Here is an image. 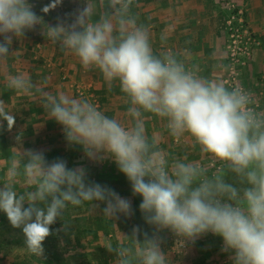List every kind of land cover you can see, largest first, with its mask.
I'll return each instance as SVG.
<instances>
[{"label":"clouds","instance_id":"obj_1","mask_svg":"<svg viewBox=\"0 0 264 264\" xmlns=\"http://www.w3.org/2000/svg\"><path fill=\"white\" fill-rule=\"evenodd\" d=\"M132 4L110 0V13L94 20L90 0H85L70 16L49 24L30 0H0V60L16 52L14 41L39 27L85 69H97L106 81L119 82L129 101L130 125L87 99L45 91L25 74L9 75L8 87L18 95H39L47 118L61 126L67 143L80 146L90 160L112 159L133 195L141 198L140 212L154 231L134 226L130 244L108 249L116 254L115 264H167L160 236L164 231L182 245L212 234L222 239V251L232 264H264V113L250 107L252 98L242 88L202 78L173 54H154L149 29L131 14ZM146 113L166 120L177 139L192 137L226 172L208 176L193 163H169L146 136ZM0 122L7 123L8 131L16 125L3 100ZM16 139L20 142L21 137ZM20 160L18 167L13 159L5 173L0 212L22 230L27 250L35 256L43 257L51 226L69 204L87 202L98 208L102 203L103 214L111 219L134 215L130 200L89 181L84 168H69L63 159L48 161L35 149L23 150ZM229 174L236 183L228 182ZM21 179L31 191L18 194L15 184Z\"/></svg>","mask_w":264,"mask_h":264},{"label":"rangeland","instance_id":"obj_2","mask_svg":"<svg viewBox=\"0 0 264 264\" xmlns=\"http://www.w3.org/2000/svg\"><path fill=\"white\" fill-rule=\"evenodd\" d=\"M214 1L211 0V2ZM217 1L222 9L224 18L223 34L219 42L223 46L220 48L223 53L222 55L220 54L221 57L219 58L218 68L220 72L216 75V78L219 79L215 78L212 80L222 81L229 89L235 87L242 88L252 98L250 107H253L257 112L264 113V79L259 77L260 69L262 68L263 70L264 68V13L250 9L251 13L249 14L247 0ZM30 2L35 4V11L37 13H40L45 7L49 8L47 13L42 11V14H40L43 16L45 23L55 24L57 17H60L59 11L61 14L63 13L61 7L63 0H30ZM77 2L80 3L82 1L77 0ZM238 11L243 12L241 15L243 21L239 22V19L236 18L235 25L239 29L241 36L239 40L242 42L240 43V47L244 45V52L233 59L228 48L231 45V37L227 21L232 14L238 15ZM259 26L261 27L260 31L257 29ZM44 30L46 32L47 25H44ZM31 40L35 41L33 43V56L42 57L47 62L42 63L40 70L43 71L44 66L49 71L48 73L51 74L50 78L43 80L44 84L39 83L45 91H54L55 94L63 93L75 98L87 99L100 110L102 109L101 97L96 94L92 86L90 87L89 84L83 81L72 82V70L69 63H54L52 59L44 56L45 52L48 51L52 54L55 53V49L58 46L55 43L54 48V43H49L51 48H47L44 41H53L49 40L46 35L44 36L39 27L34 32H28L24 40L14 41L15 45L17 44V50L13 49V51H17L18 55L17 58L13 56L10 63L12 73L25 74L27 77L35 73L31 71L29 74L28 67L31 63L27 61L30 58H28V54L24 55V52L28 53L29 51L25 46L29 45V41L31 43ZM63 55L64 53L61 52L60 59L61 56L63 59ZM57 62H60L59 59ZM32 65L33 67L39 66L33 63ZM1 69L0 76L2 78L7 77V66L3 65ZM75 73L77 72L75 71ZM5 80L7 79L5 78ZM3 85V81L0 80V89L3 88ZM8 89H10L8 86L7 89H4L5 91L3 92L5 94L0 97V100L8 104L9 111L16 112L15 132L12 134L10 140L7 141L6 139V145L12 150L14 154L13 159L16 160L18 167L21 165L20 157H22L23 150L35 149L43 151L48 161L63 159L67 162L69 168L86 169L89 181L110 187L121 197L127 198L133 204L134 195L130 182L119 171L112 159L105 158L102 161L88 159L80 146H72L67 143L62 128L57 131L54 128L50 129L48 127V121L51 119L47 118L44 108L38 107L40 104L37 106V109H40L39 113L35 112L34 115L28 114L29 110L31 111V107H33V103L42 100L40 98L35 99L29 106L30 99L40 97L39 95L28 97L26 95H15L13 92L14 96L10 100L7 96ZM16 107H20L21 109L19 110ZM117 119L127 124L126 119L124 120L123 117H117ZM56 124L54 122L53 125ZM29 129H31L30 132H28ZM145 130L147 132V129ZM153 131V136L148 137V139L155 141L157 147L162 151V154L167 158L169 163L176 160L193 163L198 167H204L208 176H212L213 174L221 175L226 172L225 166L215 158L203 153L200 146L189 135L185 134L177 139L171 135L169 129H154ZM17 136L21 137L20 142H17ZM52 152L58 158L51 156ZM12 160L3 159L1 150L0 187L6 182V176L1 173L5 169L7 171ZM110 168H115V170L109 172ZM15 190L18 194H25L32 190V186L27 185L21 179L15 184ZM104 207L105 205L102 203L99 204L98 208L94 207L93 204L87 207L84 205V208L83 204L80 206L68 205L62 219L51 226L54 234L50 235L44 242L48 243L47 245L50 246L51 250L54 249L51 251L52 253L54 252L51 257V264H115L117 259L116 254L110 252L108 249L129 244L128 230L125 231V229L129 228L128 225L132 221V216L125 217L120 215L118 218L111 219L103 214L102 210ZM6 220L11 227L12 225L6 214L0 212V233H3L0 235V246L5 247L0 253V264H12L16 260L15 263L19 264L28 259L31 263L34 262V264H45L31 258V256H35L27 250L25 243L18 244V242L13 241L12 236L14 237L16 234L22 235L19 233L22 230L13 228L10 232L6 230L2 231V226ZM123 220L126 221L123 222ZM101 221H103L102 225H98V222ZM107 221L113 225L111 227L107 225L109 232H106L104 229V222L106 223ZM89 230L95 232L97 235L89 236ZM160 236L167 264H232L230 255L222 251V239L212 234L199 238L195 243L187 242L183 245L179 243V238L170 231H164L160 233ZM54 238L55 242H53ZM43 257H41V260H43ZM36 258L39 259L40 257L36 256Z\"/></svg>","mask_w":264,"mask_h":264},{"label":"crops","instance_id":"obj_3","mask_svg":"<svg viewBox=\"0 0 264 264\" xmlns=\"http://www.w3.org/2000/svg\"><path fill=\"white\" fill-rule=\"evenodd\" d=\"M81 1L82 2L78 3L77 0H63V4L61 6L63 13L61 14L59 11L60 17L70 16L71 13L84 4L85 0ZM263 1L264 0H247L249 14L251 13L250 9H254L255 11L258 10L264 13ZM90 3L95 12V15L93 16L94 20L98 19L100 15L110 13L111 11L110 0H90ZM130 11L131 14L137 18L138 24H143L148 27L150 33V43L154 54L158 56H163L166 53L173 54L178 60L182 61L187 68L193 70L198 76L208 80L216 78V75L220 72L218 68L219 58L221 57L220 54L222 55L223 53L222 49L220 50L223 46L220 45L219 42L222 37L224 27L222 9L217 0L214 2H211V0H133ZM38 14H42V10ZM260 28V26L257 27L259 31L261 30ZM34 42L35 41L31 40V43L29 41V45L25 46V48L29 51L28 53L24 52V55L28 54V58H30V60L27 61L28 63H31L28 67L29 74L32 71L35 72L33 74L37 76L34 77L30 75L28 78L31 79L34 77L37 80L38 78L45 80L50 78L51 74L48 73L49 71L45 69L46 67L44 68V66V70H40L42 63L47 62L46 60L44 61L42 57L37 55L33 56ZM44 42L47 48H51L49 43H54L48 42V40ZM56 46H58L57 43ZM59 48L60 47L58 46L53 54L50 51L45 52L44 56L52 59L54 63H69L72 70V82L74 81L75 83L77 81H83L89 84L90 87L92 86L93 90L96 91V94L101 97V110L111 118L117 119V117H123L124 120L126 119V125H130L132 123V117L128 112L129 101L126 95L121 91L119 82L106 81L99 70L85 69L75 55ZM13 49L17 50V44L15 45V43H13ZM61 52L64 53L63 59L62 56L60 59ZM17 55L18 53L16 51L6 60H0L1 71V67L3 65L7 66V77L15 74L12 73L10 63L12 62L13 56L17 58ZM58 59L60 62H57ZM32 63L39 66L33 67ZM260 70L259 77L264 79V68L263 70L262 68ZM75 71L77 73H75ZM7 77L2 78V76H0V80L3 81L4 84L3 88L0 89V97L5 94V92H3L5 91L4 89H7L8 84L7 80H5ZM216 79L218 80L219 78ZM52 93L55 94L54 91H52ZM39 98L42 99L41 97L30 99L29 106L32 104L33 100ZM36 104L37 106L40 104L38 107L43 109L41 105L42 100L33 103V105ZM16 108L19 110L21 109L20 107ZM114 114L116 115L114 116ZM144 115L147 137L150 138L153 136L154 129H168L166 120L147 113ZM54 122L55 121L52 120L48 121V127L50 129L54 128L58 131L61 126L58 124L53 125Z\"/></svg>","mask_w":264,"mask_h":264},{"label":"trees","instance_id":"obj_4","mask_svg":"<svg viewBox=\"0 0 264 264\" xmlns=\"http://www.w3.org/2000/svg\"><path fill=\"white\" fill-rule=\"evenodd\" d=\"M31 76H37V75H34L33 73H32V75ZM34 77H32L31 78V80H34L35 82H38V83H42V84H44V79H42V78H38V80L37 79H35ZM42 80V81H41ZM40 83V84H41ZM9 88V87H8ZM14 91H12L11 89H9L8 91H7V96L10 98V100L13 98V96H14V93H13ZM15 95H18V94H16L15 93ZM8 99V98H7ZM34 111V112H33ZM39 113L40 112V109L38 108L37 109V105H33V107H31V111L29 110V112H28V114L29 115H31V114H33L34 115V113ZM13 114H14V116H15V114H16V112L15 111H13ZM15 119L17 120V117H15ZM0 123H2V125H3V127L2 128H0V152H1V150H2V156H3V159L5 158V159H13L14 158V154H13V152H12V150L9 148V146H7L6 144H7V141L8 140H10L11 139V136H12V134L15 132V130H14V128L12 129V131H8V129H7V123L6 122H0ZM30 130L31 129H29V131L28 132H30ZM6 139H7V141H6ZM51 156H55V158H58L56 155H55V153H51ZM112 170H115V168H110L109 169V172L110 171H112ZM5 173H6V169H5V171H3L1 174L3 175H5ZM226 179L228 180V182H231V183H236V180H235V178L233 177V176H231L230 174L228 175V176H226ZM142 201H141V198L140 197H138V196H133V204H132V206H133V209H134V215L132 216V221L131 222H129V225H128V227L129 228H127V229H125V231H127L128 230V233H127V236H130L131 234H132V229H133V227L134 226H139V228L142 230V231H148L150 234L154 231L153 230V228L151 227V226H149V225H147L146 223H145V220L143 219V216H142V213L140 212V209H139V205H140V203H141ZM90 204H92V203H84L83 204V208H84V205L87 207L88 205H90ZM124 221H126V220H123V222ZM8 221L6 220L5 221V223H4V225L2 226V231H11L12 229H13V227L11 226H9V223H7ZM102 222L103 221H101V222H98V225H102ZM107 225H109V227H111V226H113L112 225V223L111 222H104V229L106 230V232H109V229L107 228ZM126 226H127V224H126ZM124 228H126L125 226H124ZM89 232H90V234H89V236H91V235H94L95 234V232H93V231H91V230H89ZM19 233H21L22 235H14V237L12 236V238H13V241H16V242H18V244H23V243H25L24 242V237H23V233H22V231H20ZM3 233L1 232L0 233V235H2ZM52 234H54V230L52 231ZM95 235H97V234H95ZM142 239V238H141ZM128 241H129V238H128ZM53 242H55V238H54V240H53ZM48 243H44L43 244V247H44V257H43V260H41V258H36V256L35 257H33V256H31V258H33V259H36V260H39V262L40 263H45V264H51V257H52V255H53V253L51 252L52 250H54V249H50V246H48L47 245ZM129 244H130V241H129ZM3 248H5L4 246L3 247H1L0 246V253L2 252V250H3ZM58 258V257H57ZM17 261V260H16ZM16 261H14V262H12V264H16L15 262ZM28 261V262H27ZM19 264H34V262H30L29 261V259L28 260H26L25 262H22V263H19Z\"/></svg>","mask_w":264,"mask_h":264},{"label":"built area","instance_id":"obj_5","mask_svg":"<svg viewBox=\"0 0 264 264\" xmlns=\"http://www.w3.org/2000/svg\"><path fill=\"white\" fill-rule=\"evenodd\" d=\"M242 11H238V15L232 14L228 21H227V27L230 32L231 37V45H229L230 54L233 59L236 58V56L242 54L244 52V45L240 47V43H242L239 38L241 37L239 34V29L236 28L235 20L236 18L239 19V22H242L243 19H241ZM233 45V46H232Z\"/></svg>","mask_w":264,"mask_h":264}]
</instances>
